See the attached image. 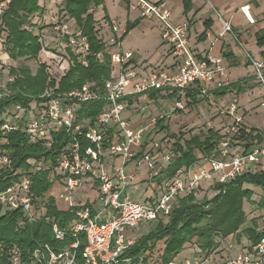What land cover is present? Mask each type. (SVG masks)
Wrapping results in <instances>:
<instances>
[{"label": "built area", "instance_id": "2783aa9c", "mask_svg": "<svg viewBox=\"0 0 264 264\" xmlns=\"http://www.w3.org/2000/svg\"><path fill=\"white\" fill-rule=\"evenodd\" d=\"M205 1L210 3V0ZM128 2L131 8L140 11L141 18L158 21L162 28V41L169 48L174 64L169 68L159 66L150 69L137 64L133 52L123 49L122 36L126 29L122 30L116 21H109L110 37L105 41L104 51L95 56L100 62H104L106 56L110 59L111 77L104 86H93L87 82L71 92L57 93L66 69L59 74L53 71V67L48 68L50 79L56 82V86L46 90L43 95L46 101L35 102L34 107L33 103L30 105L25 115V130L30 142H42L47 149L52 148L53 133L61 129L66 130L72 143L63 150L56 166L45 167L32 161L31 171L35 173L51 168L50 179L54 183L50 191L58 183L57 194L53 192L51 197L60 211L74 214V220L67 229L62 230L52 222V230L57 240L63 241L70 236L74 242L58 250L48 245L40 246L32 252L29 263H23L19 251L15 249L13 264H79L76 250L81 234L86 238L82 264H156L155 258L145 262L146 255L125 257L126 251L137 243L139 237L135 230L142 223L165 222L177 202L191 193L203 191L209 200L210 195L213 194L212 199L219 193L215 188L217 184H227L238 177L264 171V142L245 143L241 138L244 117L239 115V103L234 99L228 108L233 121L220 135L217 148L211 155L200 153L192 166L183 167L173 177L156 184L147 199L141 201L130 196L128 191L141 167H146L150 176L148 180H154L175 157L167 135H163L162 139L157 137L158 133L164 132L158 129V120H166L176 111H187L190 101L188 90L199 91L198 96L211 98L214 91L227 87L229 67L222 65L219 57L200 58L195 54L190 47V23L186 20L174 22L172 9L164 0L156 3L147 0ZM9 3L10 0H6L0 4V15ZM90 12L94 13V10ZM214 12L222 24L220 36L234 35L231 21L222 18L218 11ZM242 13L250 24H255L248 7L242 8ZM55 30L67 39L66 43L60 41L64 54L56 55L61 63L67 66L73 64L66 54V49H70L78 56L79 62L88 67L90 44L81 31L73 32L65 23H57ZM248 58L256 78L264 85V62ZM140 68L144 72L141 73ZM152 92L164 99V106L151 116ZM94 101L104 102L101 113L95 121H81L79 111L82 106ZM141 103L140 112H148L149 121L133 126L125 113L133 105ZM24 113L25 110L17 106L12 120H8L2 129L5 132L17 129V121ZM80 136H84L90 146L82 149ZM157 162L162 165L160 172ZM9 163L8 155L0 151V170ZM132 163L135 169L128 171L127 167ZM84 179L93 183L96 194L92 202L78 200ZM31 186V177L24 176L0 192V203L11 210L21 209L29 222L45 217L47 212L46 202L41 203L33 197ZM46 220L50 221L49 218ZM214 256V253L201 250L192 258L176 259L169 264H264V238L253 250L246 249L225 262L218 263Z\"/></svg>", "mask_w": 264, "mask_h": 264}, {"label": "trees", "instance_id": "16d2710c", "mask_svg": "<svg viewBox=\"0 0 264 264\" xmlns=\"http://www.w3.org/2000/svg\"><path fill=\"white\" fill-rule=\"evenodd\" d=\"M5 1L0 0V4ZM62 1L63 4L65 3L60 11L62 17L74 21L78 30L88 39L91 54L88 57L89 66L84 67L79 62L78 56L72 50L66 49V54L73 60V64L64 71L65 75L62 76L56 92L68 93L81 88L87 82L102 87L111 77L110 59L106 56L105 61L100 62L95 56L104 51L107 32L103 34V28L100 25L97 27L99 22L95 19V14L90 11L102 5L103 0ZM43 13L44 7L40 5V0H10L0 15V33L5 35L3 42L5 53L13 61L20 58L28 61L36 60L40 52L46 49L43 39L28 29L30 17ZM140 23L141 20L128 23L122 40ZM66 40L62 38L61 42L66 43ZM257 41L259 46H264V31L257 35ZM48 68L49 66L40 62L36 73L33 74L28 66L10 67L8 73L10 81L4 87H0V151L5 152L10 160V163L0 170V192L5 191L22 177L30 176L32 195L41 203L53 187L54 181L50 179L51 168L34 173L31 171L33 166L30 162L36 161L45 167H54L63 150L72 143L66 130L61 129L53 133L52 148L47 149L42 142H30L25 130V115L30 105L33 102L46 101L47 99L43 97L46 90L56 86V82L50 79ZM231 86L241 91L240 84L227 85L224 89L214 91V96L224 97ZM199 94V91L188 90L189 107L201 103L198 99ZM158 96L156 92L151 93V98L154 100H157ZM103 103V101H94L84 104L79 111L80 120L95 121L102 111ZM17 106L23 108L25 113L22 119L17 121V129L5 132L2 129L3 125L11 119ZM164 124V119L158 120L157 127L160 131H168V127ZM242 136L247 141L257 139L260 143L264 142V135L255 130H249V133L245 131ZM171 137L174 139L173 149L176 156L169 167L155 177L154 180L159 183L173 177L181 168L192 166L198 160L197 152L204 156L211 155L221 138L219 131L214 129L193 136L189 140H186L185 135L181 133ZM79 141L82 149L90 146L84 136H80ZM246 146L250 147L249 144ZM246 184L264 189V171L238 177L227 184H217L215 188L219 193L210 200H199L198 192L183 197L175 205L169 219L165 222L157 221L150 232L140 236L137 243L126 251L125 257L138 258L140 255H146L145 262H148L154 258L157 244L163 242L164 249L159 253V259L161 258L162 264H169L176 260L185 249V245L191 244L194 239L202 243L200 249L212 253L218 246L215 238L233 239L240 232L250 244L245 247L250 251L253 250V247L264 238V230L259 229L256 221L241 230L246 224L244 204L254 195L253 189L246 188ZM49 200L45 217L32 222L26 219L21 209L11 210L0 203V264H13L12 256L15 249L19 251L22 262L29 263L32 252L40 246L48 245L58 250L73 244L74 239L70 236L63 241L55 238L52 222L65 230L74 220V214L60 211L53 197ZM259 204L264 207V198ZM46 218L50 221L47 222ZM85 246L86 238L81 234L80 245L76 250L79 264H82V252Z\"/></svg>", "mask_w": 264, "mask_h": 264}, {"label": "crops", "instance_id": "0c3cea01", "mask_svg": "<svg viewBox=\"0 0 264 264\" xmlns=\"http://www.w3.org/2000/svg\"><path fill=\"white\" fill-rule=\"evenodd\" d=\"M130 1L132 3V0ZM147 1L156 3L163 0ZM164 1L167 3L168 7L172 9V20L174 22L186 20L190 23V47L195 54L200 58L206 56L221 58L222 65H228L229 67V85L240 84L241 91H239L238 88L231 86L230 90L224 97L215 96L216 100H219L221 104H224L225 110L223 112H226L228 115L226 118L229 121H227L225 125L229 126L233 121L228 114V108L230 106L229 104L234 99H237L239 103L238 113L244 117L243 132L246 131V133H249V130H255L256 132L264 135V117L262 118L259 126H253L251 123L248 125L246 123L248 122V114L250 112L258 114L257 111L264 108V85L256 78L255 69L248 58V56H250L256 61L264 62V46H259L257 41V35L264 31V0H210V3H207L205 0ZM109 3L113 8L112 11H129L125 29L127 28L128 23L136 21V18L131 20V14L133 11H138V9L131 8L127 0H103L102 5L93 9L95 19L98 12L103 10L110 11L108 10ZM244 7L249 8L250 14L255 19V24H250L247 21L246 17L242 13V8ZM214 9L220 13L222 18L231 21L234 35L226 34L220 36L222 32V24L215 14ZM106 13L107 12H105V18L107 17L109 21H115L109 18ZM140 16L141 13L138 16L139 19ZM105 18L103 19V22L97 23V27L100 25L103 28V31H105L104 26L106 25L107 35H109L108 24L104 21ZM144 20L149 22L147 23V26L142 25L141 29H143L144 33L148 34L147 32H156L157 35L160 33L157 29L159 28V23L156 19ZM138 27L134 28L128 36L131 37V34H134ZM124 50L133 52L134 61L139 65H143L146 69L159 66L169 68L174 64L173 56L170 55L169 48L167 46L158 48L156 51L152 52L150 57L146 59L140 58L138 53H136V51L138 52L137 48L133 47L131 44H128ZM140 72H144L142 68H140ZM151 99L149 113L156 114L159 110L156 103L163 102L164 99H162V97H159L157 100H154L153 98ZM141 106H143L142 103L139 105H133L132 109H128L125 113V116L131 120L133 126L144 125V122L147 123L149 120L148 112H140ZM222 132L223 131H219V134L221 135ZM245 136L247 137L248 135L246 134ZM241 138L244 140L242 135ZM244 142L248 143L251 141L244 140ZM127 169L128 171L134 170V163L129 164ZM149 178L150 176L146 167H141V170L134 181V185L128 191L133 199L142 201L151 196L153 192L152 190L159 182L153 180L154 184L152 185L154 186L153 188H149L151 185L148 183ZM83 181L86 185H88V191L94 193L93 197L91 199L89 198L88 201L92 202L96 194L95 190L92 188L93 183H91L90 179H84ZM245 187L250 189L255 188L247 184ZM79 196L80 195H78V200H80ZM177 258V260H179V257Z\"/></svg>", "mask_w": 264, "mask_h": 264}, {"label": "rangeland", "instance_id": "374dc122", "mask_svg": "<svg viewBox=\"0 0 264 264\" xmlns=\"http://www.w3.org/2000/svg\"><path fill=\"white\" fill-rule=\"evenodd\" d=\"M133 2L135 3V0H132V3ZM64 4L62 0H40V5L44 7V13L42 15H34L30 17L28 29L32 30L34 34L39 35L40 38L43 39L44 44L47 46L46 49H43L40 52L39 58H37L36 60L28 61L24 58H20L17 61H13L9 57V55L5 53V47L3 43L5 40V35L4 33L3 34L0 33V87H4L6 83L10 81V76L8 74L10 67L28 66L30 67L33 74L36 73L40 62L46 64L49 67H53V71L56 70L59 74H61L63 70L68 69L67 64L61 63V59L56 56V55L62 56L64 54V51L61 50V47H60V41L62 40V37L55 30V27L57 23L58 24L65 23L73 32L79 31V30L76 27L74 21L68 18L64 19L62 17L63 14L60 11H62L61 8L64 6ZM112 9L113 8L111 4L109 3L108 10L110 11L103 10V11L98 12L96 14L97 21L99 23L103 22V19L105 18V12H107L106 13L107 16H109V18L119 23L120 28L124 30L126 22L128 21L127 16H128L129 11H112ZM139 15H140L139 10L133 11L131 14V20H134L136 18V20L137 19L141 20L142 24L140 23L137 25V27L138 26L139 27L136 29V32H134V34H131L132 35L131 37L126 35V37L123 40V49H126V46L128 44H131L133 47L137 48L138 52L136 51V53H138L140 58L146 59L150 57L152 52L166 45L162 41V28L160 24L158 26L159 28H157L158 31L160 32L158 35L156 32L154 33L147 32L148 34H146L141 28H142V25L147 26V23L149 22L141 18V16L139 19L138 17ZM104 21L108 23L109 19L106 17ZM134 22L135 21H133L132 23ZM105 26H104L105 31L103 34L107 32ZM109 37L110 35H107L106 33L104 40L108 41ZM227 83H230V76H229ZM198 99L201 100V103L197 104L196 106L195 104H193V106L189 107L190 101H188L187 111L185 112L176 111L171 116L166 118L164 125L168 127V131L158 133L157 134V137L159 136L158 139H162V137H164L163 135H167V138L170 139L168 143L172 146L174 144V139L171 137V135H179L181 133L185 135L186 140H189L193 136H198L201 133L202 134L206 133L209 129H214L215 131H225L228 126L225 124L229 120L226 118L228 117L227 113L223 112L225 110L224 104H221L219 100H216L215 96H212V98L210 99L205 98L203 96H198ZM34 104L35 102H33L32 104L33 107H34ZM156 106H158V108L161 109L164 106V102H157ZM257 112L258 114H253L252 112L248 114V120H247L248 122H246L248 125L249 123L253 124V126L260 125L261 120L264 117V108H262L261 110H258ZM152 115L154 114L152 113L151 116ZM9 120H12V118ZM144 124H147V123L144 122ZM173 153L175 154L174 149H173ZM198 154L199 153L197 152V155ZM157 166H158V171L160 172L162 169V165L160 164V162H157ZM140 170L141 168L137 171L136 175H138ZM148 183L151 184L149 188H153L154 185L152 184H154V181L150 180ZM57 185L58 183L55 184L53 191H50L46 194V199L45 200L43 199V201L46 202V206L48 205V202L50 201L49 198L51 197V194L53 192L55 193L54 195L57 194V188H58ZM80 189L81 191L79 190L80 192L78 193V195H80L79 197H80L81 202L83 203L88 202L89 198L91 199L94 193L91 191H88V185H86L84 182ZM252 189L254 191L253 197L251 198L250 201H246L244 204V211L246 213V224L241 228V230L246 229L248 226L252 225L253 221H256L259 229L263 231L264 230V207H262L259 204V202L262 198H264V189H260L256 187ZM203 193H204L203 191L198 192L199 200L203 201L204 199L208 198V196H206L205 198ZM212 195H210V199ZM156 224L157 222L142 223L135 230V234L138 237H140L143 234L150 232L156 226ZM215 241L216 243H218V246L214 248L215 250L212 252V254L213 253L215 254L213 258H215L218 263H222L229 259L234 258L238 254L246 250L248 246H250V244H248L246 237L243 235V233L241 234V232L240 234H237V237H234L233 239H231V237H228L227 239L218 237V238H215ZM201 244L202 243L200 241H197V239H194L191 244L185 245V249L178 256L179 257L178 261L184 260L185 258H192L194 253L202 250L200 249ZM246 245L247 247H245ZM163 249H164L163 242L158 243L154 251L155 253L154 258H155L156 264H162L161 261H157V259H159L160 257L159 253L163 251ZM216 261L214 263H216Z\"/></svg>", "mask_w": 264, "mask_h": 264}]
</instances>
